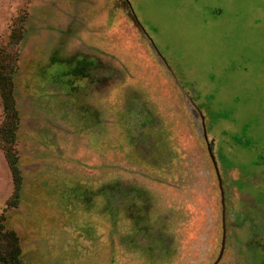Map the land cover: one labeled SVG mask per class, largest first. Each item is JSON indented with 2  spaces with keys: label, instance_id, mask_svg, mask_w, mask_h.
<instances>
[{
  "label": "rangeland",
  "instance_id": "1",
  "mask_svg": "<svg viewBox=\"0 0 264 264\" xmlns=\"http://www.w3.org/2000/svg\"><path fill=\"white\" fill-rule=\"evenodd\" d=\"M0 76L18 118L0 216L23 262L264 264V0H0ZM128 222L149 230L121 247Z\"/></svg>",
  "mask_w": 264,
  "mask_h": 264
},
{
  "label": "trees",
  "instance_id": "2",
  "mask_svg": "<svg viewBox=\"0 0 264 264\" xmlns=\"http://www.w3.org/2000/svg\"><path fill=\"white\" fill-rule=\"evenodd\" d=\"M0 87L2 89L3 97V107L5 110V121L6 126L1 127L0 135L2 140L5 143L11 144L14 142V128H16L17 113L14 107L13 96H12V81L10 77L3 78L0 76ZM12 123L11 126H8L9 123ZM11 146V145H10ZM11 147L5 149L6 156L8 157L7 161L12 172L13 181H14V195L13 200L9 205H15L18 201V192L20 189V173L17 166V157L16 154L10 152ZM2 216H0V264H26L19 257L20 255V246L18 242V237L13 230L4 229L2 223ZM3 241V244H2Z\"/></svg>",
  "mask_w": 264,
  "mask_h": 264
},
{
  "label": "flooded vegetation",
  "instance_id": "3",
  "mask_svg": "<svg viewBox=\"0 0 264 264\" xmlns=\"http://www.w3.org/2000/svg\"><path fill=\"white\" fill-rule=\"evenodd\" d=\"M148 51H149L148 54L152 58V63H153L152 65L155 66L154 71H157L158 73L163 72L165 75V78L166 79L168 78L169 80L172 81V83L174 84V87L176 88V90L178 91V93L180 95L181 102L187 104V107L185 108V109H187L186 111L188 112V110H189V113L191 114V116H193V119L191 120L192 121L191 124H193L194 130L196 131L198 136H200L203 139L205 138V140H206L207 135L205 133V128L203 126L204 115H203L202 109H200L197 105L192 106L193 100L185 94L183 88L180 85V82L178 81L177 74L174 72L173 68L171 67L169 62L166 60V58L161 54V52H159L155 46H153L152 50L150 48ZM213 145H214V141L212 140L211 141L212 149L209 146V148H210L209 154L213 158V164H214L213 167L215 166V170H216V168L218 166L216 165V163L214 161L215 155L213 153ZM214 152H215V150H214ZM216 174H217V176H219L217 170H216ZM154 198H156V197L154 196ZM142 201H143V203L147 204L148 206H152V208L154 207V203L157 202L155 199H153V196H149V195H147L146 198L143 197ZM235 213H236V210H235ZM231 219H232V221L236 222V220H235L236 216L230 217V220ZM126 228H128V232H126L127 236H125L124 238H122L123 236H122V232H120L121 230L114 231L116 233V238H115L116 240L115 241H116V243L119 242L117 245L120 244L119 246H121V247H127V246L133 247L134 245H138L140 240H142L140 238L141 234H139V233H142V231H140V230H149V227L145 228L144 226H141V225L136 226L135 223H133V222H131V224H129V222H128ZM152 230H153V227H152ZM163 230H170V229L166 228ZM146 234H148V233H145L142 238H147L148 236ZM157 234H159V232ZM136 236L139 237V239L136 238ZM132 238H134L135 241H133Z\"/></svg>",
  "mask_w": 264,
  "mask_h": 264
}]
</instances>
